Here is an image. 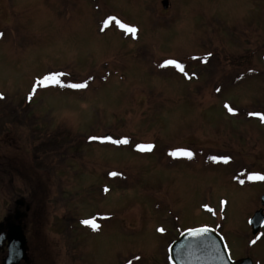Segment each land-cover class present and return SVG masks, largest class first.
I'll list each match as a JSON object with an SVG mask.
<instances>
[{"label":"rangeland","instance_id":"1","mask_svg":"<svg viewBox=\"0 0 264 264\" xmlns=\"http://www.w3.org/2000/svg\"><path fill=\"white\" fill-rule=\"evenodd\" d=\"M162 1L0 2V115L17 131L0 161H26L25 183L0 174V219L42 203L43 264L157 263L179 233L220 224L246 246L235 233L264 193V0Z\"/></svg>","mask_w":264,"mask_h":264},{"label":"flooded vegetation","instance_id":"2","mask_svg":"<svg viewBox=\"0 0 264 264\" xmlns=\"http://www.w3.org/2000/svg\"><path fill=\"white\" fill-rule=\"evenodd\" d=\"M2 0H0L1 2ZM170 8V5L168 9ZM167 9V10H168ZM166 11V10H165ZM4 27L7 26L3 22ZM7 29L0 30V48L3 47L6 43V45H9L10 39H5V32ZM0 94H2V98H0V102L4 103L7 101L6 95L3 94L2 91H0ZM10 105V104H9ZM23 106V105H22ZM24 111V110H23ZM22 112V109H17V115L20 116ZM0 120H2L3 124H6L7 126V138L5 140H2V145L0 143V148L4 149L7 148L8 143L10 142L9 139L12 135H15L17 131H12L9 129L8 126H13L15 123L10 121L11 120V111L10 107L8 106V113L3 111V114L0 115ZM24 125L25 120L22 119ZM4 126V125H3ZM18 125H15L14 128H17ZM26 132V131H25ZM6 136V135H4ZM10 136V137H9ZM5 161H0V174H6L8 177V182L11 181L14 182L11 179V173H19L18 178L20 180H23V176L25 175L26 171H23L26 167L24 165L26 161H21L19 159L18 161H13V164L9 162L10 159H4ZM25 166V167H24ZM245 170V169H244ZM244 170L239 172L240 175L244 176ZM23 183L24 180H23ZM25 201H13V205L11 208H8L7 211H5L1 215L0 219V264H6V260L8 259L10 255V249L11 245H15L14 247L20 253L21 258L16 262L15 264H43L42 258L43 256H46L43 254V246L41 244V239L37 238V236L34 235L33 231L30 229V218L33 210L35 211L37 206H42L41 204H38V201H28L27 199H24ZM261 200V199H260ZM260 206L258 205L256 208V211H262V214L258 217L261 218V220L257 222V226L259 227V230L257 232H254L253 225L251 224V220L254 218L255 214L249 217V219L246 221V227L247 229L241 230L238 233H235L238 235L236 236V241L239 242L240 240H244L246 246L242 247L240 246L237 248L238 245H235L233 247L227 240V237H225L224 234V227L223 224L218 225L217 228H215L224 238L225 243L227 245L228 253L230 258L232 259L235 264H264V245L260 246V254H256L257 246L258 244L264 243V206L262 205L261 201ZM8 219L9 222L6 223L5 220ZM263 221V224H262ZM69 231H72V229L68 228ZM243 232V233H242ZM71 233V232H70ZM20 244H24L20 246ZM238 249L240 252H236L235 249ZM25 249L24 252H22ZM170 244L166 246V248H163V251L160 253V257H162L161 262L156 261L152 263H146L145 259L141 255H134L131 256L132 259H137V261L144 259V261L141 264H172L171 258H170ZM155 256V254H153ZM48 260V259H47ZM48 261H46L47 264ZM133 262H130V259H124L119 264H132ZM49 264H52L49 262Z\"/></svg>","mask_w":264,"mask_h":264},{"label":"water","instance_id":"3","mask_svg":"<svg viewBox=\"0 0 264 264\" xmlns=\"http://www.w3.org/2000/svg\"><path fill=\"white\" fill-rule=\"evenodd\" d=\"M162 6L164 9H167L169 1L164 0ZM17 201L25 200L22 198ZM261 201L264 206V194ZM261 214L262 211L256 212L254 218L251 220L254 232L259 230L257 222L261 220L258 217ZM5 222L8 223L9 220L6 219ZM202 229H207V231H201L198 235L193 234ZM22 245L20 244V246ZM14 246L11 245L10 255L6 260V264H15L21 258L20 248L18 252ZM24 251L25 249L22 252ZM170 257L172 264H235L229 257L223 238L211 228H198L182 233L171 245Z\"/></svg>","mask_w":264,"mask_h":264},{"label":"snow or ice","instance_id":"4","mask_svg":"<svg viewBox=\"0 0 264 264\" xmlns=\"http://www.w3.org/2000/svg\"><path fill=\"white\" fill-rule=\"evenodd\" d=\"M112 21H115L116 23L119 24V26L123 29H125L126 31L128 32H131V33H135L136 29L135 28H129L127 25L123 24V23H120L119 21H116L115 20V17H111L110 18ZM166 64L168 65H174L178 68H180L181 71H183V66L180 65L177 61L175 60H168V61H165ZM57 75H62V74H54V75H50V76H47L45 77V80L48 81V82H51V83H55L57 85H60L61 84V81L57 78ZM69 87L71 88H74V89H80V88H84L86 87L85 84H77V83H73V84H70L68 85ZM0 98H2V94H0ZM233 109L229 108V111H232ZM259 115V114H257ZM125 143H127V140L124 141ZM138 147L141 149V150H151V148L153 147L152 145H138ZM173 156H176L178 153L177 152H173L171 153ZM179 154L181 155H185V156H188L190 157L192 154L190 152H184V151H181ZM213 159H216L215 157H213ZM111 175L115 176L116 173L113 172L111 173ZM253 179H260V180H264V176H254L252 177ZM105 191H107V189H105ZM83 223L85 225H91L92 227H97V225L93 222V221H90V220H84ZM161 231H163V229H161ZM201 231L203 232H206L207 229H202V230H198L196 233H193L194 235H198Z\"/></svg>","mask_w":264,"mask_h":264},{"label":"trees","instance_id":"5","mask_svg":"<svg viewBox=\"0 0 264 264\" xmlns=\"http://www.w3.org/2000/svg\"><path fill=\"white\" fill-rule=\"evenodd\" d=\"M36 95H38L37 91L36 90H33V91H30V96L28 97V99H26L24 101V105L27 106L30 102L29 100H32ZM35 141V139H34ZM29 185H30V181H28Z\"/></svg>","mask_w":264,"mask_h":264}]
</instances>
